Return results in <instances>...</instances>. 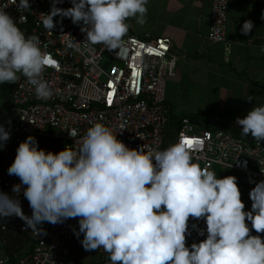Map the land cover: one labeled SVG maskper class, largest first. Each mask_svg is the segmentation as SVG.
Returning <instances> with one entry per match:
<instances>
[{
	"label": "clouds",
	"instance_id": "clouds-1",
	"mask_svg": "<svg viewBox=\"0 0 264 264\" xmlns=\"http://www.w3.org/2000/svg\"><path fill=\"white\" fill-rule=\"evenodd\" d=\"M60 2L53 0L51 11L41 12L48 30L55 27L57 14L71 17L74 23L83 21L87 42L119 52L126 46L128 18L140 24L147 19L148 0H72L68 8L56 6ZM8 5L0 4V83L16 82L22 73L37 96L49 98L54 89L42 74L55 61L39 35L26 34L5 11ZM18 8L31 9L30 0H18ZM253 27L254 21L247 19L241 31L247 34ZM143 63L138 55L137 66ZM236 119L243 125L242 134L264 139V104ZM70 132L77 136L75 128ZM117 133L97 120L78 147L66 145L58 152L39 147L29 134L8 168L9 174L20 177L13 185L17 195L0 191V216L16 214L38 231L44 221L78 216L76 234L84 233V248L103 247L113 264H264V237L250 234L253 227L264 232V180L251 189L252 208L246 211L238 177H220L210 166H201L193 159L194 145L183 136L162 149L145 143L137 148L118 139ZM9 137L0 124V142ZM22 185H27L23 195L33 209L31 216L19 199ZM190 217L206 220L207 236L188 246ZM198 230L204 235V228Z\"/></svg>",
	"mask_w": 264,
	"mask_h": 264
},
{
	"label": "built area",
	"instance_id": "built-area-1",
	"mask_svg": "<svg viewBox=\"0 0 264 264\" xmlns=\"http://www.w3.org/2000/svg\"><path fill=\"white\" fill-rule=\"evenodd\" d=\"M0 4H9L5 11L26 34L39 35L41 46L55 61L42 74L54 89L49 98L37 96L28 77L18 73L19 80L6 98L10 111L8 122L3 125L10 136L31 134L57 138L63 140L64 147L76 148L97 120L114 127L117 138L129 147L138 148L145 143L162 149L183 136L193 140V159L201 166H210L216 172L220 169L240 173L241 199L245 210H251L250 191L264 180V139L238 136L222 127L211 129L203 123L200 130L189 116L181 119L175 137L167 138L173 109L166 92L168 83L177 75L178 64L171 38L153 37L150 33L141 37L129 28L125 49L119 52V49L110 50L87 42L83 21L74 23L71 17L57 14L53 18L55 27L48 30L41 12H50L53 0H30L28 10L18 8V0L17 4L0 0ZM56 6L71 7L72 0H61ZM228 8L229 0H213L209 34L211 42L225 43L227 50ZM75 40L80 41L79 47ZM138 55L144 58L143 66H137ZM49 128L58 129L59 133L48 132ZM73 128L77 130L76 137L71 135ZM0 143L4 144L0 147V191L16 196L13 185L20 182V177L9 174L8 168L18 145L8 140ZM26 187L22 185L19 199L23 211L31 216L33 209L23 195ZM193 224L198 227L192 228ZM38 227L40 231L32 229L16 214L0 216V264H82L79 257L89 254L99 255L98 264H113L103 247L84 248L81 243L84 233L76 234L80 227L78 216L57 223L44 221ZM189 228L188 246L206 238L204 218L190 217ZM199 228L205 229L204 235L199 234ZM80 251L83 256H79Z\"/></svg>",
	"mask_w": 264,
	"mask_h": 264
},
{
	"label": "crops",
	"instance_id": "crops-1",
	"mask_svg": "<svg viewBox=\"0 0 264 264\" xmlns=\"http://www.w3.org/2000/svg\"><path fill=\"white\" fill-rule=\"evenodd\" d=\"M212 3L148 0L145 23L129 18L130 29L138 36L150 33L171 38L172 52L178 56L177 75L166 92L173 109L168 140L175 137L181 119L187 116L200 130L203 123L211 129L222 127L238 136L251 137V133L242 134L243 125L236 118L246 116L256 104H264V0H229V50L227 44L209 39ZM247 19L254 21V27L245 34L241 28ZM249 95L252 100H248ZM230 174L240 182L236 170H217L220 177ZM247 223L251 227L252 222ZM250 234L264 237V232L258 233L254 227Z\"/></svg>",
	"mask_w": 264,
	"mask_h": 264
},
{
	"label": "rangeland",
	"instance_id": "rangeland-1",
	"mask_svg": "<svg viewBox=\"0 0 264 264\" xmlns=\"http://www.w3.org/2000/svg\"><path fill=\"white\" fill-rule=\"evenodd\" d=\"M14 82L5 81L0 83V123L5 124L7 123L10 106L7 103V93L10 91ZM48 132L58 134L59 130L55 128H49ZM28 135H16L10 136L8 141L10 143L19 145V143L26 139ZM35 136V135H34ZM38 140L39 147L44 148L45 150H51L58 152L64 147V142L61 139L57 138H50V137H42V136H35ZM220 171V169H218ZM79 256H83V251L79 252ZM82 264H95L99 260V256H95L94 254H89L84 258L79 257Z\"/></svg>",
	"mask_w": 264,
	"mask_h": 264
},
{
	"label": "snow or ice",
	"instance_id": "snow-or-ice-1",
	"mask_svg": "<svg viewBox=\"0 0 264 264\" xmlns=\"http://www.w3.org/2000/svg\"><path fill=\"white\" fill-rule=\"evenodd\" d=\"M150 51H155V49H150ZM185 141H186V143H188L190 145L193 143V140H191L189 138H186Z\"/></svg>",
	"mask_w": 264,
	"mask_h": 264
}]
</instances>
